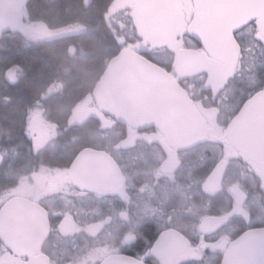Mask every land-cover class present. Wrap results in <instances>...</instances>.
Returning <instances> with one entry per match:
<instances>
[{
	"label": "trees",
	"instance_id": "trees-1",
	"mask_svg": "<svg viewBox=\"0 0 264 264\" xmlns=\"http://www.w3.org/2000/svg\"><path fill=\"white\" fill-rule=\"evenodd\" d=\"M115 1L25 0L26 22L40 23L48 30L79 24L83 30L36 41L26 39L17 29L0 33V150L7 149L0 151V163L3 165L0 166V195L38 166H66L83 147L106 150L115 157L132 182L136 213L141 216L145 207L157 208L159 201L156 198H162L163 191H170L167 198L176 205L173 223L184 230L190 220L218 214L220 210L216 206H223L220 203L222 199L209 196L204 189L207 179L221 165L214 162L225 159L222 137L206 138L180 151L176 181L172 183L160 179L156 184L154 173L157 162L165 152L159 145H166L164 140H147L138 136L126 143L130 129L112 118L106 122L89 115L80 122L69 123L74 109L85 99L91 98L92 90L105 69L125 48L142 54L168 72L172 68L175 52L169 46L153 51L137 48L142 38L130 14L120 10L112 18L108 17ZM248 31V28L244 30L245 33ZM237 39L242 47L238 63L217 94L213 95L203 81H193L194 85L190 82L189 86L186 81L180 83L176 78L191 99H201L205 106L213 105L216 108V123L226 128L246 106L238 107L242 91L246 94L247 87L255 79L264 83V67L260 64L264 56L254 47L246 50L251 43L247 35L239 33ZM182 44L186 47L198 45L186 32ZM253 60L256 61L255 66ZM205 77L203 73L202 78ZM36 107L42 111L44 120L55 129V135L45 144L49 146L38 151L34 148L36 143L32 137L25 133L28 113ZM115 145H133L131 167L125 162L124 150L114 148ZM191 162L207 163L200 166L190 179ZM221 173L224 189L235 184L248 194L245 204L250 210L251 219L248 225L245 221H238L239 232L250 225H264V196L257 187L260 180L254 168L247 161L230 158L225 160ZM145 185L147 192L141 191ZM174 196H180V203H176ZM187 205L195 209V212H191L194 213L193 217L186 214ZM148 221L150 225L141 226V229L147 236V243H150L155 236L153 227L156 222Z\"/></svg>",
	"mask_w": 264,
	"mask_h": 264
},
{
	"label": "water",
	"instance_id": "water-1",
	"mask_svg": "<svg viewBox=\"0 0 264 264\" xmlns=\"http://www.w3.org/2000/svg\"><path fill=\"white\" fill-rule=\"evenodd\" d=\"M191 3L193 13L186 32L206 54L221 63L219 80L223 81L234 69L240 53V48L237 49L232 40L233 29L243 25L250 17H262L264 0H191ZM196 57V51L181 48L176 52L175 61L184 67ZM92 97L102 113L132 129L143 131L155 128L163 135L167 145L176 150L201 142L212 132L186 91L170 73L129 49L121 51L105 69L92 90ZM256 100L245 107L224 135L229 145L261 171L262 184L264 96H257ZM68 176L77 188L110 190L120 182V171L114 160L104 151L91 148L78 152L68 169ZM48 234L47 212L39 204L14 196L0 206V241L11 245L13 254L33 252ZM239 239L240 236L234 241ZM185 245L178 232H167L155 250L156 257H161V251L170 247H177L176 253L182 252ZM245 259L243 246L237 250L231 243L222 264H242ZM47 263L46 256L38 255L28 264Z\"/></svg>",
	"mask_w": 264,
	"mask_h": 264
},
{
	"label": "flooded vegetation",
	"instance_id": "flooded-vegetation-1",
	"mask_svg": "<svg viewBox=\"0 0 264 264\" xmlns=\"http://www.w3.org/2000/svg\"><path fill=\"white\" fill-rule=\"evenodd\" d=\"M140 1L143 4L142 8L140 9V13H142L141 17H143L142 19L147 22L149 21L151 24L155 25L158 32L163 37L162 38L163 43L168 45L169 41L171 40L178 41L179 47L175 51V55L176 52L181 48L194 50L197 52L196 60L191 61L189 64H187L184 67H181L176 64L175 56H174L172 68L169 72L170 75L174 78V80L177 83L178 81L180 83L186 81V83L189 86L191 85L190 82H192V85H194V82L203 81V84L207 86V88L210 90V92L213 95L217 94V91L222 89L224 83L227 81V79L231 76V74L234 72L236 68L242 50L241 43H240V53L234 69L225 80L220 81L219 71H220L221 63L218 60L211 58L208 54H206L203 51V49L199 45L195 47H186L182 44L183 34H185L186 32V26L190 21L193 13L192 3H191L192 9L189 14V17H185V13L181 11L182 6L179 0H140ZM178 10L180 13V17L176 18L175 14L177 13ZM259 19L264 20V15ZM245 29L246 28H244V30ZM258 35L264 37V27H261L259 29ZM212 69L215 71L217 70L218 72L217 79H214L212 77L213 76ZM203 73L206 76L205 78H202ZM192 76L194 77L199 76V77L194 79L192 78ZM177 77L179 78L178 81L176 79ZM188 97L190 98L189 95ZM90 100L93 102V107H90L86 104L82 105L84 102L82 101L72 112V115L69 119V123L80 122L89 115H94L96 117H99L103 121L106 120V122L107 121L110 122L109 118L114 119L112 116L102 113L99 110L96 102L92 99V97L90 98ZM191 100L194 103L197 111L200 113L205 124L212 129V132L209 133L206 138L222 137L225 159L223 160V163L220 166L218 165L216 167V169L207 179V181L205 182L206 187L204 189L209 196L211 197L216 196L219 197L220 200L222 199L223 202L221 201L220 203H223L222 204L223 206L221 205L216 206V208L220 210L218 214L202 215L192 220V222H190L191 221L190 220L188 222L189 225L187 223L185 225L184 230L180 229V225H176L177 223H173L172 228L168 232L171 231L178 232V234L186 242L185 248L183 249L182 252L179 251L177 253H176L177 247L176 248L170 247L168 250L163 249L161 251L162 253L161 257H157L158 264H168V261L174 260L179 257L187 258L188 247L192 245L195 246L200 252H202L205 259L204 260L189 259L184 261L183 264H213V260H214V264H222L225 251L227 250L229 245L249 228V226H247V228L239 232L240 229L238 228V221L239 220L244 221L243 218L240 217L239 215H235L230 219V217L232 216L230 209L235 206L233 190H237V191H241V190L235 184H231L226 189H224L221 170L223 168L225 160L230 158L231 159L239 158L241 160L247 161V163L254 168L260 180V184L263 179L261 171L255 166V164L250 160H248L242 153L237 151L234 147L229 145L224 135L227 129L232 124V122L242 114L245 107L249 104H254L257 101L256 98L243 108V110L234 120H232L231 124L227 128L221 127L216 123L215 120L216 108L213 105L205 106L201 99H194V100L191 99ZM78 108H83L81 109V114L76 113V110H78ZM72 118L74 120L73 122H71ZM128 128L130 129V134L132 132H135L137 134V137L141 135H145L150 137H156L165 141L160 131L155 128H149L143 131L132 129L129 126ZM150 129H153L152 132L146 133V131H150ZM48 141H46V143ZM132 141L133 139L129 141L128 138L126 143ZM46 143L42 145L40 143H36L34 145L35 150L38 151L49 146V145H45ZM132 146L133 145L114 146V148L116 149L124 150L123 152L125 154V162H127L128 165L130 164V167L131 164H133V157L130 154L132 150ZM159 146L165 149V152L163 158H161L157 162L156 170L161 167L163 161L167 159L168 154L170 152L175 153L179 158L178 154L180 153V151L192 147L193 145L179 150L173 149L170 145H167V143L166 145H159ZM84 148H90V147H83L79 149L75 154V156L78 154L80 150ZM227 148L234 150L236 155L229 156ZM94 150H99V149H94ZM99 151H104L105 153H107L114 160L120 171V182L116 184L112 189L106 190L109 199L105 202L100 203L99 205V211L100 213H102V215L100 216L96 215L97 203L95 200L91 198L92 191L100 188L75 187L71 183L68 176V169H69V167H67L68 164L63 167L38 166L31 174L20 178L19 181L16 183L18 184L21 181L23 182L22 186H24L25 188V190L23 191L27 192L28 196H25L23 194L24 192L23 193L14 192L8 198L19 196V197L27 198L39 204L47 212L48 223H50L51 221L53 224H56V220L53 218L56 217L59 213H64L65 215L72 213L73 220H78L80 222L88 221L89 227H91L93 224L101 225V227L96 230L97 233L99 234V239L95 241V244L97 245L98 256H103L106 248L119 244L128 235H132L134 239H137V241L135 242V246L134 247L121 246L118 250L121 253H123L125 256H135L137 254H143L144 251L147 249L148 245L155 242L157 234L159 233L163 225H158L157 223L154 224L153 228L156 230L155 236L150 243H147V236H145V234L142 233L141 226L150 225L148 221L149 219L148 212L142 211L141 216H143V219L138 224L134 225L133 222L136 221L137 216L139 214L136 213V208L134 207L132 182L130 178L124 173L121 166L118 164L117 160L115 159V157L111 155L110 152L106 150H99ZM71 161H73V159ZM178 169L179 167L175 169L172 177H169L166 174L161 175L159 177L154 175L155 183L157 184V182L160 179H164L165 181L167 179L168 182L174 183L176 181L175 177L177 176L175 175ZM141 188L147 192L148 189L147 187L143 186ZM120 190L124 192V196L128 197L127 200H125L123 196L119 195ZM85 192L88 193L87 196L84 195ZM162 194L164 196L161 199H168L167 195H170V191H163ZM263 196H264V192H263ZM174 197L177 198L176 203L177 204L180 203V199H178L180 198V196H174ZM73 205L75 207H73ZM111 206L117 208V214L115 215L114 218L108 214ZM171 206L174 209L176 207L175 203L173 202ZM241 206L247 207L245 201L242 202ZM186 207H187L186 214L187 215L192 214L193 217L194 213L191 212H195V209L188 205ZM77 212L79 213V215L76 214ZM121 212L122 214H120ZM245 223L248 225L250 221ZM56 226L60 227L58 224H56ZM255 226H260V225H255ZM105 229H107V231H105ZM140 229H141V236L139 237L138 233ZM181 232H184V236L181 235ZM185 237H189L190 240H186ZM168 238L173 239L172 237H168ZM61 239L71 240L72 238L61 237ZM76 241L78 244H83V239L80 236L76 237ZM178 241L182 242L180 239ZM56 247H57V239L49 230V234L46 240L42 242V244H40L33 252L24 255L13 254L11 257L14 258L15 261L19 262L18 264H28L31 261V259L34 258L35 256L44 255L47 257L49 262V253L53 248ZM209 250H211V252H209ZM212 253H214V255Z\"/></svg>",
	"mask_w": 264,
	"mask_h": 264
},
{
	"label": "snow or ice",
	"instance_id": "snow-or-ice-1",
	"mask_svg": "<svg viewBox=\"0 0 264 264\" xmlns=\"http://www.w3.org/2000/svg\"><path fill=\"white\" fill-rule=\"evenodd\" d=\"M85 6H87V4H85ZM261 27H264V20L257 17H250L243 25L233 29L231 35L237 49L240 48V41L237 39V33H240L250 38L251 43L247 46L246 50H251V48L254 47L264 56V39H261L257 35ZM244 28H248L249 31L245 33ZM255 63L256 61L253 60V66H255ZM260 64L264 67V61H260ZM257 96H264V83L258 82V80L255 79L247 87L246 94H243L242 91L238 107L242 108L244 105L249 104V102L253 101ZM26 129L27 125H25V130ZM25 133L27 135V131H25ZM8 138L11 139V136ZM0 151H7V149ZM202 159L203 158H201V160ZM73 162L74 158L73 161L69 162L67 167L71 168ZM206 163L207 162L203 164L191 162L189 164V178L191 179L196 170ZM214 163L222 164L223 161ZM0 166H3L2 163H0ZM179 166V158L175 153L170 152L167 159L163 161V164L155 171L154 175L159 177L166 174L172 177L175 169ZM209 171H211V169ZM145 187H147V185H145ZM257 187L261 192H264V183L259 184ZM141 191H143V189H141ZM84 195L87 196L88 193L85 192ZM119 195L123 196L125 200L128 199L127 196H124L122 190L119 191ZM233 196L235 199V206L230 209L232 213L230 219L235 215H239L245 222H249L251 219L250 210L248 207L241 206L242 202L247 201L248 194L245 191L233 190ZM91 198L97 203L96 215H102L99 211V205L109 199L106 190H93ZM156 199L159 201L157 208L149 209L145 207L142 211L151 213L149 220L155 221L158 225H163V227L157 234L155 242L149 244L143 254L125 256L118 250L121 246H135L137 239H134L132 235H128L119 244L106 248L103 256H98L95 241L99 239V234L96 230L99 229L101 225L93 224L89 227L88 221L80 222L78 220H73L72 213L67 215L59 213L53 219L56 220V224L60 227H57L56 224H53L51 221L49 223V230L57 239V247L50 251L48 264H158L155 250L162 242L164 234L172 228L175 209L171 206V200L161 199L160 197ZM73 207L75 206L73 205ZM76 214L79 215L78 212ZM108 214L114 218L117 214V208L111 206ZM120 214H122V212ZM142 219L143 216L138 215L136 221L133 222L134 225L138 224ZM105 231H107V229H105ZM181 235L184 236V232H181ZM77 236L82 237L83 244L77 243ZM61 237H71L72 239L62 240ZM185 239L190 240L189 237H185ZM232 243L237 247V250L240 249V246H243L246 259L242 261V264H264V225H250L247 231L240 235L239 241H233ZM209 252H211V250H209ZM212 254L214 255V253ZM12 255L11 245L3 244V242L0 241V262L6 264L7 258ZM189 259L204 260L205 257L202 252L192 245L188 247L187 258L179 257L168 261V264H183L184 261Z\"/></svg>",
	"mask_w": 264,
	"mask_h": 264
},
{
	"label": "rangeland",
	"instance_id": "rangeland-1",
	"mask_svg": "<svg viewBox=\"0 0 264 264\" xmlns=\"http://www.w3.org/2000/svg\"><path fill=\"white\" fill-rule=\"evenodd\" d=\"M182 6V12L185 13V17H189L191 12V1L190 0H179ZM24 2L25 0H0V33L4 30L8 29H17L19 30L26 39L28 40H41V39H53L65 35H70L72 33H77L83 30V26L79 24H72L63 28L58 29H50L48 30L40 23H30L25 21V13H24ZM143 4L140 0H116L111 6L108 17L112 18L115 14H117L120 10L125 11L132 16L134 19L133 22L138 30L140 37L142 38L141 43L137 46V48H146L147 50H156L163 46H169L171 50L174 52L179 47L178 41H169L168 45L163 43V37L158 32L157 28L154 24H151L149 21H144L141 17L142 13H140V9ZM176 18L180 17L179 10L175 14ZM128 49V48H125ZM213 70V69H212ZM213 78H218L217 70L212 71ZM213 79V80H214ZM88 105L93 107V102L90 98L84 100L82 105ZM81 109L78 108L76 110L77 114H81ZM73 118L71 122H73ZM27 132L28 135L31 136L36 143H40L41 145L46 143V141L50 140L54 134L55 129L52 125L47 123L43 119L42 111L39 108H32L28 113L27 118ZM137 137L135 132H132L129 137V141ZM141 137H145L147 140L156 139V137H150L141 135ZM227 145V143H226ZM229 156H235L236 153L234 150L227 148ZM23 182L16 184L15 186L6 189L0 195V204H2L6 198L15 193H23L25 196H28V193L23 191L25 190L24 186H22ZM19 262L15 261L14 258L9 256L7 258L6 264H18ZM3 264V262H0Z\"/></svg>",
	"mask_w": 264,
	"mask_h": 264
}]
</instances>
